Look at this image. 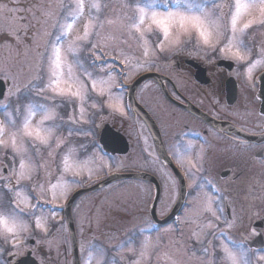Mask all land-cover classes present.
<instances>
[{"label": "snow or ice", "instance_id": "obj_1", "mask_svg": "<svg viewBox=\"0 0 264 264\" xmlns=\"http://www.w3.org/2000/svg\"><path fill=\"white\" fill-rule=\"evenodd\" d=\"M159 4L163 5V10L158 7ZM58 6L61 16L56 18L54 10L43 4L36 6L40 13L39 16L32 9H20L17 4L12 7L7 4H0V14H3L5 18H10L13 22V26L0 32V36L15 39L17 43L22 42L21 34L27 35L31 26L27 16L20 15L24 11L32 12V19L41 27H46L49 20H54L53 27L55 29L54 34L44 33L50 35V43L45 52L34 51L28 45L24 46L26 56L29 52L34 53L35 64L29 61L28 67L38 69L27 83L21 86L18 80L20 75L18 72H13L7 67H0V76L7 78L11 84L7 90L9 94L0 92V110L5 116V120H0V153L10 150L13 158L11 169L0 170V193L3 194L0 196V252L5 250L3 245H9L11 251L8 254L13 257L17 255L20 249L27 246L26 241L33 236L32 227L25 217L33 216L34 212L31 209L36 206L31 203L33 197L25 194L24 182L33 179V172L39 168L41 155L46 153L49 158H52L54 153L59 154L63 171L75 172L78 175L79 166L70 158L73 154L77 158H91L93 160L98 159L97 152L102 155L106 154L104 146L94 140L87 143L81 142L78 146L73 147L68 139L73 135L86 137L94 135L92 128L85 130L72 127L89 123L93 125V128L95 127V122L91 117L85 119L86 106L99 110L106 108L110 114L127 115L122 90L124 88L123 80L130 79L131 75L121 73L123 79L117 81L116 70L112 68V64H122L124 61L108 60L107 52L98 42L105 24L120 23L127 30L128 36L145 46V56L149 54L148 37L155 33L159 40L156 47L152 49L153 55L159 53L167 58L168 53L178 51L182 42H185L182 41V37L191 40L195 36L197 42L206 45L210 51L219 52L224 58L244 64L249 80L252 79L255 63L260 62H251L253 45L246 42L245 38L249 36L250 29H264V0H233L227 5L229 8V36L222 46L221 37L225 35L222 31L223 9L226 6L223 0H151L149 4H144L141 0H122L121 7L130 8L133 16L121 17L119 21L103 19V11L108 5L102 4L100 0H92L87 5L89 18L84 25L83 35L76 36L74 40L69 39L70 34L77 20L84 16L85 0H59ZM124 19H128L130 22L124 24ZM36 36L37 33H34L32 37L34 45L36 44ZM112 38L111 34L105 37V39ZM66 40L68 41L67 55L62 51ZM4 45L11 48L8 39H4ZM82 52L86 53L87 67L84 59L81 58ZM120 55L124 56L123 53ZM260 55L264 56V48L260 49ZM69 56H71V60L68 59ZM124 60H127V57H124ZM153 66H155V62L149 60L145 61L142 67L151 68ZM261 79H264V76ZM4 100H7L8 103H3ZM61 107L72 109L76 114H69L68 121L65 122L58 112ZM128 107L130 108L131 105ZM65 123L69 125L67 137L63 136ZM183 135H188V133H183ZM237 145L241 148L249 147L247 142L242 141H238ZM190 148L191 145L185 149V152H188ZM173 155L176 156L180 166L185 168L183 176L180 177L179 186L187 187L182 183L184 178L195 180L199 168H197V164H193L191 161L186 165L183 153L176 151ZM151 156V152H148L145 159L147 160ZM16 157H19L18 167L16 166ZM113 162L115 163L114 158ZM168 162L171 163V160ZM197 163L202 167V158ZM116 166L120 167V164L116 163ZM110 168L111 165L108 166L109 170ZM12 176L15 177L14 183L11 181ZM87 178L90 179L91 174ZM202 179L204 183H211L207 181L206 177ZM73 183L82 185L84 180H74ZM204 183L197 184L196 189H203ZM58 186H60L59 181L52 186L51 200L46 202L49 205L58 199L55 192ZM36 187L43 190L41 185ZM175 188L176 185H174V191ZM69 189L70 185L66 184L65 190L62 192L65 199L69 194ZM215 191L219 193V189ZM176 194L179 195L178 192ZM213 202L217 204V210L223 215L222 196L217 195L215 201L209 198L205 209L211 213L216 222H219L221 216H217L216 211L212 209ZM48 212L47 217L44 215L35 217L34 227L45 234L49 232L48 220L54 219L58 215V211L54 207H50ZM162 214L160 213V215ZM224 224L228 228L233 226L227 217H224ZM205 227L210 229L205 234V240L199 239V233L193 234L196 243L211 244V240H207L208 235L216 240H221L223 237L227 241V243L221 242L218 245L212 244L211 252L207 246L202 247L203 256L211 257L205 261V264H251L248 255L249 252L253 251L251 248H246L242 242L237 243L232 240L223 231L217 235L214 229L218 227V223H214L212 220H209ZM151 230L159 232V227L155 221L151 222V229L141 228L139 232L146 233ZM253 234H257L255 229H253ZM134 236L135 233L119 245V251H123L127 245L129 251L132 252L131 245ZM45 243L49 248L52 247V241H45ZM160 247L159 239L153 243L151 236L145 235L138 252L131 260V264H143L149 258V254ZM80 251L78 248V254ZM98 252L101 257L108 256V252L104 248H99ZM256 252L257 259L264 262V254H259L264 253V249H257ZM164 255L171 261V264H178L176 260L171 259L168 253ZM77 264H80L79 256ZM85 264H91V256ZM105 264H120V262L112 258L105 261Z\"/></svg>", "mask_w": 264, "mask_h": 264}, {"label": "flooded vegetation", "instance_id": "obj_2", "mask_svg": "<svg viewBox=\"0 0 264 264\" xmlns=\"http://www.w3.org/2000/svg\"><path fill=\"white\" fill-rule=\"evenodd\" d=\"M150 60L155 62V66L145 68L142 72L150 71L157 75L137 86L135 99L154 120L165 151L181 173L184 174L185 168L180 166L174 152L184 154L186 165L189 161L197 164V178L192 180L185 177L187 198L191 193L210 191L212 188L213 201L217 195H221L224 207L221 215L217 204L213 202L216 215L221 216V220L227 217L231 222L243 224L244 236L251 237L252 224L264 220V79L260 78L264 66L252 73V79L249 80L244 64L224 58L219 52L202 46H179V50L168 53L167 58L155 56ZM129 119L125 120L117 113L109 121H100L99 129L109 123L126 135L129 140L127 154L130 157L125 158L127 154L118 156L117 159L123 165L119 170L143 171L156 178L160 187L156 213L162 219L169 212L166 213L165 209L170 201L162 194L179 192V181L169 166L157 156L152 135L139 114L131 109ZM238 141L247 142L249 147H238ZM83 142H89L88 137ZM189 145L190 150L185 152ZM148 152L152 156L146 160ZM201 158L202 167L197 163ZM204 177L211 183H204ZM129 181L147 192L153 193L155 190L151 182L141 179ZM121 182L124 181L114 185L116 190L128 186V183ZM201 183H204L203 189H196L195 186ZM216 189H219V193H216ZM152 201L153 196L150 207ZM98 203L97 199L82 201V208L87 207L84 210L85 225L91 215L89 207ZM56 225L57 222H52L46 234L37 229L38 239L30 247L19 250L12 262L30 251L40 264H59L53 258L54 249L48 248L42 241L59 236L54 231ZM239 234L242 235L241 232ZM82 235L77 232V236L82 238ZM67 251V245H64V264L68 262Z\"/></svg>", "mask_w": 264, "mask_h": 264}, {"label": "rangeland", "instance_id": "obj_3", "mask_svg": "<svg viewBox=\"0 0 264 264\" xmlns=\"http://www.w3.org/2000/svg\"><path fill=\"white\" fill-rule=\"evenodd\" d=\"M92 0H85L86 8L84 12V16L82 19H78L76 24L73 26V30L70 34V40H74L76 36L83 35L84 25L87 23L89 18V9L87 7ZM102 4H107L108 7L103 11L102 18L103 19H112L114 21H119L121 17H132L133 12L130 8H122V0H100ZM144 4L151 3V0H141ZM225 3V7L223 9L224 13V21L222 31L225 33L224 36L221 37V46L226 42V38L229 36V8L228 4L232 3L233 0H223ZM0 4H7L9 7H12L14 4H17L20 9H32L36 13L37 16L40 15L38 8L36 6L43 4L44 6L51 7L56 13V18L61 16V12L59 9V0H0ZM163 7L162 4H159ZM158 5V7H159ZM20 15L27 16L28 22H30L31 26L28 29L27 35L21 34V43H17L15 39L6 38L0 36V67H7L11 69L13 72H18L19 75V83L22 86L24 83H27L29 79H32L33 76L37 72V68H29L28 62H32L35 64L34 53L29 52L28 55H25V45H28L30 48H33L34 51L45 52V49L50 43V35L44 34H54L55 29L53 27L54 20H49L46 27H41L40 24H37L35 20L32 19V12L24 11L20 13ZM247 19V18H246ZM130 21L128 19H124L123 23L127 24ZM13 26V22L10 18H5L3 14H0V32H3L6 29H9ZM37 33L36 36V44H33V34ZM111 34L113 36L112 39H105V37ZM4 39H8L11 44V48H8L4 45ZM246 42H250L253 46L251 53V62L255 63L256 61H260L259 63H255L253 67L252 73L259 70L262 66H264V56L260 55V49L264 48V29H250L249 36L245 38ZM149 43L147 48L149 50V54L147 56L144 55L145 46L141 44L138 40L131 38L127 34V30L123 28L120 23H114L112 25L105 24L104 29L101 31V35L98 38V42L101 47H103L104 51L107 52V57L118 55L127 65V73L134 77L136 74L143 69V64L145 61H149L150 55L152 54V49H154L158 43L159 37L154 33L150 37H148ZM182 44L180 47L193 46L195 44L203 45L202 43L197 42V38L193 36L191 40H187L182 37ZM38 45V47H37ZM67 46L68 41L66 40L63 44L62 51L65 55H67ZM207 47L206 45H203ZM208 48V47H207ZM120 53H123L124 56H121ZM254 54V55H252ZM81 58L84 59L85 66H88V61L86 58V53H81ZM156 56H161L159 53ZM124 57H127V60H124ZM71 60V56L68 57ZM91 70V68H89ZM0 78L8 80L0 76ZM122 80V79H121ZM129 80V79H128ZM11 87H8V89ZM7 89V90H8ZM5 91V94H9L8 91ZM3 103H8L7 100H4ZM90 103V102H89ZM91 108V107H89ZM106 117L113 118L115 114H110V112L105 108L103 109ZM59 115L63 117L65 122L68 121L69 114L75 115L76 113L72 111V109L61 107L58 109ZM91 119L95 120L98 115L99 118H103V112L99 109H90ZM87 110H85V119ZM125 119H129L128 116H124ZM39 119V116H37ZM89 119V118H88ZM0 120H5V116L3 111L0 110ZM59 122V121H58ZM68 124L65 123L63 126V136L67 137V128ZM87 126V125H85ZM90 126L93 127L91 124ZM72 127L76 128H84V124L74 125ZM96 127V123H95ZM91 128V127H90ZM83 135L77 136L73 135L68 137L69 141L72 143L73 147H76L80 144ZM92 136H89L91 138ZM43 153L39 158V168L36 172H33V179L31 181L24 182L25 194L36 198L39 202H47L51 200L52 197V186L56 185L57 182H60V186L56 187L55 192L58 197L55 201H53L52 205H59L66 201L63 197L62 192L65 190V185H70L69 193L79 186H85L90 184L92 181L96 180L100 176L107 174L111 171L118 170L120 167L116 166L113 162V158L107 156L106 154L96 153L97 157L102 159V163L99 167L101 169L99 173H95L94 167L90 163V158H77L75 154H73L70 158L73 160L79 167V174L77 175L75 172H64L63 165L61 163V157L59 154L54 153L52 158H49ZM67 154V153H65ZM129 158V156H127ZM42 159L43 162H42ZM53 159V161H52ZM13 158L10 150L0 153V170L2 163L7 166L8 169L13 167ZM17 167L19 157H16ZM45 163V164H44ZM96 164V162H95ZM131 164V163H128ZM111 165L110 170L108 166ZM91 174V178L87 177ZM12 181L15 182V177L12 176ZM83 179L84 183L77 184L73 183L74 180ZM37 185H41L40 187H36ZM168 196H174L173 193H166ZM147 193L142 191L140 188L134 186H126L121 190H116L115 188H108L103 190L98 194V196L88 197V201H92L99 198V203L96 207H89V214H91V218H89L88 223L85 225V215L84 210L87 208H82L81 203L76 205L75 215L78 223V227L80 232L83 229L88 228L89 234L84 236V238L79 242L81 247V259L82 264L88 261L89 256H91V264H105V261L115 258L120 262V264H131V260L134 258V255L138 252L140 244L145 235H150L153 243H155L158 239L161 247L158 250H153L149 254V258L143 262V264H171V261L165 257V253L178 262V264H205V261L211 259V257H205L202 254V247L207 246L209 251H212V244H219L221 242L227 243L226 240L221 237V240L214 239L211 235L207 236V240H211V244L201 245L195 242L194 233H199V239L205 240V234L210 231L205 225L209 220H212L214 223H218V227L214 229L217 235L221 231H223L227 236V230L229 228H223L219 222L213 220V216L211 213L207 212L206 206L208 199L211 198L213 200V193L199 191L194 193L191 196L189 201V206H187L184 215L182 216L183 220H179L178 226L175 224L168 225L163 227L162 229L157 231H151L146 233L139 232V229H150L151 228V220H146V210L147 206L145 205V196ZM0 196H3L0 193ZM83 198V197H82ZM173 198V197H172ZM33 199L31 203L35 205ZM85 199V198H84ZM173 201V200H172ZM172 203V202H171ZM170 203V204H171ZM169 204V206H170ZM34 209L31 211L34 212L33 216L25 217L28 221L29 225L32 227L33 233H38L39 231L32 225L35 222V217L44 215L48 216L49 212L46 207H42V205H35ZM213 209V203L211 205ZM61 214V213H60ZM60 214L54 218L49 220H62ZM32 222V223H31ZM35 225V223H34ZM232 228L234 233H239L240 231L244 232L243 224H234L232 223ZM133 237V243L131 245L133 251H129V247L126 245L123 251H119V245L124 243L130 236ZM236 236V235H235ZM232 240L237 243H241L242 240L239 236L233 237L228 236ZM59 238V240H58ZM64 237L60 238L57 236H52L51 238H47L42 241H52V247L55 249L54 256L61 252L62 244ZM27 243V241H26ZM231 246V245H230ZM4 247V245H3ZM49 248V247H48ZM104 248L108 252V256L101 257L99 255L98 249ZM23 249V248H22ZM20 249V250H22ZM195 253V255H193ZM264 254V253H259ZM249 258L251 260V264H264L257 259V252L251 251L249 252ZM63 259H61L62 261ZM0 264H7L4 256L0 255ZM70 264V263H65Z\"/></svg>", "mask_w": 264, "mask_h": 264}, {"label": "water", "instance_id": "obj_4", "mask_svg": "<svg viewBox=\"0 0 264 264\" xmlns=\"http://www.w3.org/2000/svg\"><path fill=\"white\" fill-rule=\"evenodd\" d=\"M153 74H143L141 77H139L136 81L135 84L139 83L140 81H142L144 78L149 77ZM2 80V79H0ZM5 87H6V83L2 80V82H0V92H4L5 91ZM131 100V104L133 107H135L137 109V111L141 114V116L144 118L145 122L147 123L148 127L151 129V131L153 132V128H155V125H152L151 123V119L149 118V116L143 113V109H140L141 107L136 106V104L133 103V99L132 97H130ZM105 131V132H104ZM154 133V132H153ZM159 137H157L155 135V142H156V146L158 149V152L160 153V155L162 156V158H167L162 147H161V141L160 139H158ZM122 139L124 140V137L119 133H109L108 130L106 128H103L102 132H101V139L100 142L102 143V145L104 146V149L112 154L114 153H124L126 152V143L122 141ZM116 143H120L119 147L121 148H117L116 147ZM170 166L172 167V169L178 174L177 172V168L173 165V163H170ZM131 177H140V178H145V179H149L154 181L153 177L147 174H133V173H121V174H112L110 176H108L107 178H105L104 180H102L101 182L94 184L93 186H90L88 188H83V189H79L77 190L69 199V201L66 204V208H65V217L66 220L68 222V226H69V230H70V234L72 237V243H73V256H74V264H77V260H78V252H77V244H76V237H75V229H74V225H73V219L71 216V205L73 203V201L75 200V198L77 196H79L80 194L84 193V192H88V191H92L95 189H98L110 182L119 180V179H124V178H131ZM184 193L181 192L180 194V198H179V202L181 201L182 197H183ZM157 198V197H156ZM160 221L161 223H165L168 220H157ZM248 245L250 247H255V248H261L263 246V241L261 239V236H257V238H254L252 240H248ZM15 264H34L31 263L30 259L28 256L26 257H22L21 259L18 260V262H16Z\"/></svg>", "mask_w": 264, "mask_h": 264}]
</instances>
